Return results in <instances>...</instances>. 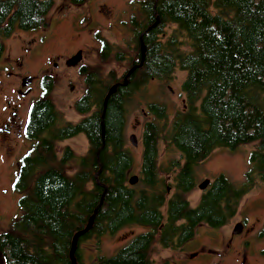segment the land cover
Returning <instances> with one entry per match:
<instances>
[{"label": "trees", "instance_id": "trees-1", "mask_svg": "<svg viewBox=\"0 0 264 264\" xmlns=\"http://www.w3.org/2000/svg\"><path fill=\"white\" fill-rule=\"evenodd\" d=\"M53 2L0 0V37L15 27H46ZM140 12L131 19L134 55L128 68L120 77L88 70L85 94L73 105L86 115L77 124L63 122L49 98L31 106L27 137L48 133L22 159V184L33 179L30 194L19 201L21 214L5 236L6 264H72L73 236L92 214L91 228L75 244L77 264H155L149 256L155 241L182 250L199 224L222 226L237 213L242 197L264 181V0H146L140 2ZM112 49L103 44L104 53ZM114 56L122 58L121 51ZM176 67L185 72L183 109L170 119L164 104L147 103L152 118L143 123L140 176L130 184L133 158L125 147L126 106L150 79L171 78ZM79 132L86 133L90 148L68 176L64 167L70 148L56 164L45 157L53 154L57 142ZM161 141L181 159L169 161L167 170H176L170 195L157 164ZM244 143H253V148L242 181L233 183L219 173L201 191L197 204L190 205L185 196L196 186L194 166L216 147L235 150ZM39 167L46 168L37 172ZM128 224L150 229L137 233L112 256L81 261V241L92 235L99 241L102 234L112 235ZM259 233L264 236V227Z\"/></svg>", "mask_w": 264, "mask_h": 264}, {"label": "rangeland", "instance_id": "rangeland-1", "mask_svg": "<svg viewBox=\"0 0 264 264\" xmlns=\"http://www.w3.org/2000/svg\"><path fill=\"white\" fill-rule=\"evenodd\" d=\"M139 2L140 0H87L80 5H75L70 0H54L48 15L47 28H44L46 29L44 31L46 40L40 46V55L27 58L23 66L24 71L39 75L41 73L39 69H41L42 61L46 56L70 53L77 48H83L85 50L84 60L83 63L80 61V64H86L88 70L96 71L102 75L111 71L116 77H120L128 68V64L134 55L132 26L129 16L136 13L139 17ZM171 28H173L172 25L166 29L167 34ZM19 34L24 36L26 33L15 27L11 38L1 40L0 37V40L4 42V53L0 57V65L3 57L8 55L10 57L17 56L14 39ZM28 34L30 35V33ZM100 39L107 41L109 45L111 44V47H113L111 53L102 52ZM115 51H121L122 58L116 59L114 56ZM51 72L54 75L55 83L50 84L51 86L47 89L46 94L56 106L62 119L74 123L82 116L75 111L73 106L75 99L82 92V85L79 89V82L65 78L61 69H55ZM184 75L185 72L176 67L171 78L150 79L144 86L134 92L127 104L124 134L125 147L133 158L130 175L140 176L143 123L146 119L152 118L146 113L147 103L164 104L171 119L176 111L183 109L184 93L181 83ZM80 80L82 81V77H80ZM68 84L74 85L73 90L69 89ZM41 90L44 92L43 88ZM39 92L40 88L36 86L33 93L26 100L34 101L36 98L33 97H37ZM131 133H134L137 137V146H133L128 140ZM28 145L33 146V142L22 140L19 148L22 150ZM66 145L72 149L76 156H86L88 153L87 141L81 136L60 142L58 144L59 155H61ZM252 148L253 143L241 144L235 150L216 147L207 158L195 165L192 175L196 186L185 196L190 205L197 204L202 191L198 188V184L205 179L212 181L217 174L223 173L233 183H240L248 167L249 153ZM172 159L180 161L179 152L174 147H170V145L161 141L159 143L157 164L161 176L166 179L169 187L168 195L173 192V175L176 171L167 170L169 161ZM1 164L2 160L0 158ZM78 168L79 164L73 158L65 164L64 171L69 176ZM32 179L26 187L27 192L30 189ZM6 180L7 178H5ZM142 187L143 185L137 184L138 189ZM17 196V194H12L9 209L4 211L5 217H14L13 221L21 214L20 207H17L15 202ZM245 219L246 222H244ZM236 222H241L244 225L254 223L257 232L260 231L261 224L264 222V181H259L254 189L242 197L237 213L222 226L210 227L204 223L199 224L193 238L184 243L182 250L163 248L155 241L151 246L149 256L155 264L173 261L176 257L184 258L185 262L190 264H198L197 262L200 264H241L243 262L245 264H264V255L260 253L261 250H264L263 237L255 239V236H252L251 242L254 251H247L245 257L241 256L243 247L246 245L241 235L231 233ZM2 224H4V220L0 222V226ZM10 225V223L6 224L7 227H10ZM149 229V225L128 224L112 235L109 233L102 234L99 241H97V236L92 235L80 242V259L83 263H90L98 255L112 256L137 233ZM97 242H99V247ZM193 252L195 254L190 257V253ZM0 264H5L1 257Z\"/></svg>", "mask_w": 264, "mask_h": 264}, {"label": "flooded vegetation", "instance_id": "flooded-vegetation-1", "mask_svg": "<svg viewBox=\"0 0 264 264\" xmlns=\"http://www.w3.org/2000/svg\"><path fill=\"white\" fill-rule=\"evenodd\" d=\"M141 1H146V0H140V2ZM140 2H139L138 11L139 14L142 15V13L140 12ZM75 5H80V4H75ZM132 17H137L136 13L130 14L129 16L130 24ZM44 28H37V29L18 28L23 32H25L26 34L24 36L19 34L18 37L14 39L17 56L10 57L8 55L3 57L1 61L2 63L0 65V158L2 160V164L0 165V222L4 220V224L0 226V257L3 258L5 264L8 257L7 250L5 249V244H6L5 236L7 235V233L11 232L12 230V223L14 217L13 218L11 216L9 218L5 217L4 211L9 209L10 202L12 200V194L18 195L15 199L17 207H20L19 201L21 197H23L25 194H30V189L27 192V188H26L29 185V183H26V185L24 186L21 182L22 159L26 155L30 154L32 148H34V145L38 140L42 141L46 139L48 133V131L45 130L41 134L37 135L35 138L27 137L26 129H27L31 106L41 98H49L46 92L47 89L51 86L50 84L55 83L54 75L51 72L55 69H61L64 74V77L67 78L68 80L73 79L74 81L79 82L78 83L79 89L82 85V92L75 99V101L81 98L82 96H84L87 87V82H86V79L88 77L87 65L80 64V62H78L74 66L67 65L69 58L78 51L81 52L82 55L81 63H83L82 62L84 60L83 54L85 51L83 48H77L75 51L70 53H58L55 55L46 56L42 61L41 69H39V71L41 72L39 75L31 74L29 72L24 71L23 66L25 64L26 59L40 55V51H39L40 46L46 40V35L44 34V31H46V29ZM28 33H30V35ZM11 37H12V33H10L8 36H4V37L2 36L1 40H5L6 38H11ZM139 37L141 38V35ZM1 40H0V57L4 53V42ZM100 41L102 43V50H103V44H106L108 42L103 39H100ZM111 52L112 51L110 50L107 53H111ZM130 74H128V76ZM28 76L31 77L30 84L23 85L22 84L23 79ZM80 77H82V81L80 80ZM121 84L124 85L125 83L122 82ZM44 85H47V89H44ZM68 85H69V89L73 90L74 85H70V84ZM36 86L40 88L39 95L37 97H33L36 99L32 102L31 100L30 101L26 100V98L33 93ZM116 86L117 84L115 85V88ZM41 88H43L44 92L41 90ZM84 116L86 115H82L76 122H74V124H77ZM63 122H65V120H63ZM142 132H143V128H142ZM77 136H81L86 139L88 144V151H89L90 143L86 133L79 132L78 134L71 136L69 138H73ZM22 140L24 141L29 140L33 142V146L28 145L26 148L20 150L19 146ZM62 141H59L56 143V145H53V150H54L53 154H51L50 157H45V161L54 164L61 162L64 156L65 149L70 148L68 145L64 146L61 155H59L58 144ZM81 157H85V156H78V155L76 156L71 149V156L65 161V163H67L69 160L73 158H75L78 163ZM39 168L40 169H38L37 172L38 171L40 172L42 169H45L46 167H39ZM5 178H7L6 181ZM17 182L20 183L19 186H16ZM246 221L247 220L245 219L244 222ZM7 223L11 224L10 227L6 226ZM263 227H264V222L261 224L260 229H262ZM239 235L242 236V240L245 241V245H246L245 247H243V250L241 252V256L243 257H245L246 255L245 252L254 251V247L251 242L252 236H255V239L259 237L264 238V236L260 235V233L257 232L254 223H251L250 225L243 224L242 232ZM263 252L264 250L260 251V253L262 254ZM194 254H195L194 252L190 253V257H192V255ZM177 258L180 257H176V259L173 261H168L167 264H190L188 262H185L184 258H180V259ZM197 263L200 264L199 262ZM241 264H245V263L243 262Z\"/></svg>", "mask_w": 264, "mask_h": 264}, {"label": "water", "instance_id": "water-1", "mask_svg": "<svg viewBox=\"0 0 264 264\" xmlns=\"http://www.w3.org/2000/svg\"><path fill=\"white\" fill-rule=\"evenodd\" d=\"M158 21H159V17H157V19H156V21H155V24H156ZM143 53H144V48H143V46L141 45V54L143 55ZM81 59H82L81 52L78 51L77 53H75L74 55H72V56L69 58V60H68V62H67V65H68V66H74V65H76L78 62H80ZM133 70H134L133 67L130 68V69L127 71V73H126V76H127L128 74L132 73ZM126 76L124 77V80H126ZM30 82H31V77L28 76V77H25V78L23 79L22 84H23V85H29ZM114 88H115V85H112V86L110 87V89H109V91H108V93H107V95H106V97H105V100L107 99V96L113 91ZM104 103H105V102H104ZM102 133H103V126H102ZM128 140H129V142H130L133 146H137V145H138V140H137V137H136V135H135L134 133H131V134L129 135ZM137 179H138L137 176L132 175V176L129 178L128 181H129L130 184H133V183H135V182L137 181ZM209 181H210L209 179H205V180H203L201 183L198 184V188L201 189V190L205 189V188L207 187V185L209 184ZM95 211H96V210H95ZM95 211H94V212H95ZM93 217H94V214H92V216H91L90 220L88 221L87 225H86L82 230L76 232V233L74 234V236H73L72 245H71V249H70V253H69L70 258H71V260H72V264H77L76 261H75V259H74V256H73V253H74V250H75V244H76L77 238H78L81 234H84L87 230L90 229L91 224H92ZM242 229H243V224H242L241 222H236L235 225H234V227H233V229H232V232H231V233H232V234H240V233L242 232Z\"/></svg>", "mask_w": 264, "mask_h": 264}, {"label": "bare ground", "instance_id": "bare-ground-1", "mask_svg": "<svg viewBox=\"0 0 264 264\" xmlns=\"http://www.w3.org/2000/svg\"><path fill=\"white\" fill-rule=\"evenodd\" d=\"M133 68H134V67H133ZM113 90H114V89H113ZM95 212H96V211H95ZM95 212H94V213H95ZM90 228H91V227H90ZM81 235H82V234H81ZM81 235H80V236H81Z\"/></svg>", "mask_w": 264, "mask_h": 264}]
</instances>
